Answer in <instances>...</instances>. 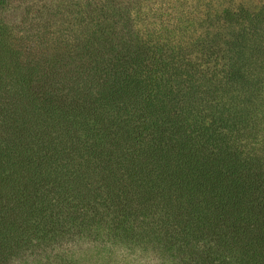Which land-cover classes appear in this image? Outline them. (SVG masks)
<instances>
[{
	"label": "trees",
	"instance_id": "trees-1",
	"mask_svg": "<svg viewBox=\"0 0 264 264\" xmlns=\"http://www.w3.org/2000/svg\"><path fill=\"white\" fill-rule=\"evenodd\" d=\"M41 1L0 0V264H264V0Z\"/></svg>",
	"mask_w": 264,
	"mask_h": 264
},
{
	"label": "rangeland",
	"instance_id": "rangeland-1",
	"mask_svg": "<svg viewBox=\"0 0 264 264\" xmlns=\"http://www.w3.org/2000/svg\"><path fill=\"white\" fill-rule=\"evenodd\" d=\"M65 0H57L56 3H53L51 0H42L40 5H39V9L42 10V12L36 11L34 10V14L35 16H43L45 17L46 12L48 11L49 13H52L57 21H61L60 20V13H61V7ZM68 2L72 1H76V0H67ZM80 2V0H78ZM47 4V5H46ZM26 3H22V2H16L14 4H12L9 9L6 11V14L8 15V17L13 20V21H19L24 17V9H25ZM46 10V11H45ZM70 10V9H68ZM71 11V10H70ZM75 244V243H73ZM65 249L67 248V252L72 255V254H76V257L81 256L82 254H87V255H91L93 252L94 254L96 253V251L92 250L89 246H87L84 243H81L79 245H65L64 247ZM90 249V250H88ZM53 256V255H51ZM47 256H32V257H24L21 259H17L15 261L12 262V264H39L38 262L45 263L47 264L48 260H47ZM40 263V264H42Z\"/></svg>",
	"mask_w": 264,
	"mask_h": 264
}]
</instances>
